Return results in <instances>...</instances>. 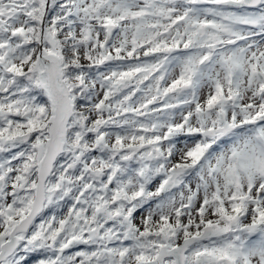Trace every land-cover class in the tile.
Here are the masks:
<instances>
[{
    "label": "snow or ice",
    "instance_id": "snow-or-ice-1",
    "mask_svg": "<svg viewBox=\"0 0 264 264\" xmlns=\"http://www.w3.org/2000/svg\"><path fill=\"white\" fill-rule=\"evenodd\" d=\"M0 264H264V0H0Z\"/></svg>",
    "mask_w": 264,
    "mask_h": 264
}]
</instances>
